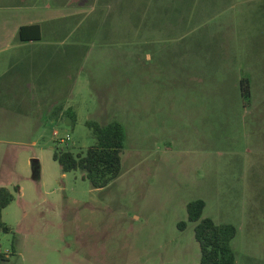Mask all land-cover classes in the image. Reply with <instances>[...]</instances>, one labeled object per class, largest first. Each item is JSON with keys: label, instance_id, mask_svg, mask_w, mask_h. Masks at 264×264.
Listing matches in <instances>:
<instances>
[{"label": "rangeland", "instance_id": "1", "mask_svg": "<svg viewBox=\"0 0 264 264\" xmlns=\"http://www.w3.org/2000/svg\"><path fill=\"white\" fill-rule=\"evenodd\" d=\"M36 1L0 0V24L7 8ZM70 3L74 12L82 3L81 29L75 18L50 34L66 61L55 54L39 72L14 47L0 55V72L9 69L0 83L24 80L10 119L0 95V187L14 197L2 212L0 264H200L187 213L196 200L203 218L237 228L236 264H264V106L250 104L256 88L242 98L228 70L235 54L204 28L169 38L150 64L151 0H57ZM242 51L249 62L254 50ZM254 80L264 95V76ZM91 121H118L126 133L121 175L103 189L53 158L95 146Z\"/></svg>", "mask_w": 264, "mask_h": 264}, {"label": "crops", "instance_id": "2", "mask_svg": "<svg viewBox=\"0 0 264 264\" xmlns=\"http://www.w3.org/2000/svg\"><path fill=\"white\" fill-rule=\"evenodd\" d=\"M74 4L70 3L69 6L63 7L57 4V0H38L28 7L15 6L11 10L7 8L5 19L0 24V55L10 52L14 47L13 49L18 54L17 61L32 64L31 66L35 64L39 72L43 67L42 63L55 57V54H60V58L66 61L69 58L68 52L55 49L57 44L55 39L50 38V34L60 29L63 30L65 25L74 24L75 18H78L79 22L74 28H79L85 14L82 13V3L77 5L75 12ZM150 5V11L154 14L152 22H155L152 24L147 22L145 29L150 64L158 57L160 50L157 48L166 44L169 38L184 40L192 36L189 34L191 31L195 33L198 29L200 31L204 28H214L215 36L222 37L228 45V59L233 53L237 58L238 66L237 63H228V70L236 73V78L240 83L242 79L250 80L252 95L256 88L255 100L257 102L250 103L255 110L264 106V95L260 96L263 93L261 82L258 84L254 80H259L260 76H264V0H151ZM146 11L149 14V5ZM10 16H12L11 19ZM57 21L65 25L57 27ZM28 25L39 26L40 40L21 41L19 39L20 28ZM10 32H13L11 39L9 38ZM193 45L195 46V42ZM248 47L254 51L251 57H247L249 62L246 63L243 60L246 56H243L242 48ZM256 47L259 54L255 51ZM42 48L46 49L42 50ZM8 71L9 69L0 72V80ZM19 78L22 77L17 75L13 77V80L16 82ZM23 90L24 80L23 87L20 88L11 87L10 83L9 85L0 83V95L6 96L1 101V110L4 111L5 118L10 119L7 113L10 111L9 107H19L18 96L24 94ZM44 117L45 115L41 116V119Z\"/></svg>", "mask_w": 264, "mask_h": 264}, {"label": "trees", "instance_id": "3", "mask_svg": "<svg viewBox=\"0 0 264 264\" xmlns=\"http://www.w3.org/2000/svg\"><path fill=\"white\" fill-rule=\"evenodd\" d=\"M18 37L21 41H38L41 39L40 28L38 25L22 26ZM241 91L242 98H252L250 80H242ZM89 127L97 142L95 146L79 154L57 151L53 158L59 162L63 173L81 170L83 179H88L94 189H103L121 175V152L126 133L118 121L107 125L91 121ZM13 200L14 197L8 188L0 187V233L9 232L8 226L3 222L2 212ZM205 207L203 200H196L187 205L188 222L195 224V239L200 245V264H236L231 243L237 236V228L231 224H218L211 218H203ZM179 227L185 229L187 223L181 222Z\"/></svg>", "mask_w": 264, "mask_h": 264}, {"label": "water", "instance_id": "4", "mask_svg": "<svg viewBox=\"0 0 264 264\" xmlns=\"http://www.w3.org/2000/svg\"><path fill=\"white\" fill-rule=\"evenodd\" d=\"M69 122V121H68ZM38 163V160L34 159L33 160V166H35Z\"/></svg>", "mask_w": 264, "mask_h": 264}]
</instances>
